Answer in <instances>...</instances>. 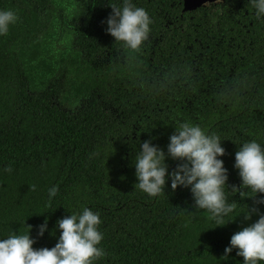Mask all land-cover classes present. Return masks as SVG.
I'll return each instance as SVG.
<instances>
[{"label": "trees", "instance_id": "1", "mask_svg": "<svg viewBox=\"0 0 264 264\" xmlns=\"http://www.w3.org/2000/svg\"><path fill=\"white\" fill-rule=\"evenodd\" d=\"M132 2L152 21L138 52L105 31L109 4L120 0H0L18 17L0 36V238L30 230L34 249L51 248L57 220L88 207L99 212L106 253L95 264H242L235 249L221 257L257 215L216 227L188 188L135 190L132 160L145 140L166 153L175 126L191 122L219 136L229 190L239 188L238 146L264 145V76L248 75L243 54L229 55L225 18L214 27L208 7ZM178 163L166 159L168 171ZM226 193L238 209L254 205Z\"/></svg>", "mask_w": 264, "mask_h": 264}, {"label": "clouds", "instance_id": "2", "mask_svg": "<svg viewBox=\"0 0 264 264\" xmlns=\"http://www.w3.org/2000/svg\"><path fill=\"white\" fill-rule=\"evenodd\" d=\"M248 3L255 10V18L262 20L264 0H248ZM109 6L112 11L103 22L107 25L106 33L121 48L140 51L149 39L152 23L146 10L132 0H120L119 4ZM17 20L12 10H0V36L6 35ZM221 142L218 135L206 133L191 122H180L175 126L174 133L168 137L166 153L150 140L138 142L139 149L132 160L136 177L134 189L155 197L164 192L168 181L172 190L178 186L188 188L195 210H204L216 227L233 221V215L236 218L243 215L245 220L252 214L257 215L255 222L231 235L221 259H227L228 253L235 249L236 255L243 258L242 264H264V213L255 206L264 205V145L249 140L238 146L233 167L238 171L241 183L239 188L232 185L229 190L227 169L220 159L225 154ZM166 159L180 163L169 172ZM2 171L10 172L11 168L5 167ZM226 189L228 193H238L241 200L252 199L254 205L240 203L246 207L238 209V203L229 200ZM30 190H35V185H31ZM57 191L56 186L47 189L49 203ZM100 223L99 212L88 207H82L78 213L71 212L57 220L55 228L59 230V237L51 248L34 249L35 240L30 238V230L19 234L9 232L0 238V264H95L106 255L99 247L103 239V233L98 230ZM46 227L47 220L38 226L37 235L43 236Z\"/></svg>", "mask_w": 264, "mask_h": 264}, {"label": "flooded vegetation", "instance_id": "3", "mask_svg": "<svg viewBox=\"0 0 264 264\" xmlns=\"http://www.w3.org/2000/svg\"><path fill=\"white\" fill-rule=\"evenodd\" d=\"M211 22L214 27L220 22L221 17L225 18L229 35V48L232 51L234 44L237 49L229 55L235 57L238 53L243 54L241 59L248 66L246 72L248 75L258 72L260 77L264 76V18L257 20L255 10L248 0H224L208 7ZM233 43V44H231ZM262 98H264V88L262 89Z\"/></svg>", "mask_w": 264, "mask_h": 264}, {"label": "water", "instance_id": "4", "mask_svg": "<svg viewBox=\"0 0 264 264\" xmlns=\"http://www.w3.org/2000/svg\"><path fill=\"white\" fill-rule=\"evenodd\" d=\"M224 0H184L183 13L192 12L199 8H207L213 3H221Z\"/></svg>", "mask_w": 264, "mask_h": 264}]
</instances>
